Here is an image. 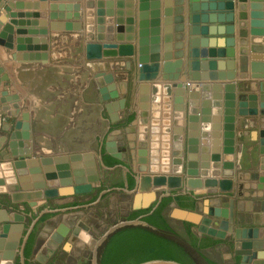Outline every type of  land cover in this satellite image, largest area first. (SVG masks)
Wrapping results in <instances>:
<instances>
[{
    "label": "crops",
    "instance_id": "crops-1",
    "mask_svg": "<svg viewBox=\"0 0 264 264\" xmlns=\"http://www.w3.org/2000/svg\"><path fill=\"white\" fill-rule=\"evenodd\" d=\"M252 1L264 3L234 0L233 21L222 26L231 35L216 40L226 46L229 39L230 47L217 48L221 57L216 58V66L200 70L201 81L188 77L189 0H46L45 25L15 27L14 45L19 38L25 43L32 37L33 43L40 44L45 37L48 48L33 51L46 53L42 59H30L27 51L13 59L15 48L0 46V264L13 262L26 222L47 220L39 232L44 243L35 254L41 261L56 249L52 240L69 229L76 239H91L84 228L91 223L80 217L82 203L76 202L86 196L41 199L31 206L13 201L12 193L86 182L96 188L101 173L118 168L134 178L145 173L231 177V193L212 194L206 188L164 193L176 196V207L181 209L203 216L211 210L210 215L221 219V227L230 229L225 239L193 232L199 242L207 238L200 252L218 264H236L235 251L240 248L235 243L248 239L240 235L242 229L258 227V238L264 240V162L259 167L264 116L258 107L248 114L247 106L238 105L241 97L252 92L240 87L249 80L252 56L264 58V20H254L252 25ZM16 2L24 6L20 11H43L31 7L40 0H3L10 11H19ZM129 13L135 44L140 21L145 22L147 34L142 35L150 46V28L155 26L151 20H158L160 62L165 71L154 82L139 80L130 58L86 57V44L106 41L108 32L117 35L115 27H125ZM2 16L3 26L17 21L4 9ZM0 37L7 42L8 33L0 29ZM67 42L70 48L80 46L82 55L57 54ZM110 84L114 89L108 94L114 96L102 99L98 89ZM92 94L95 103L88 101ZM103 145H107L105 150ZM110 146L120 153L114 157L119 160L114 166L101 160L102 152L113 157L106 150ZM210 153L216 154L211 156V172L201 162ZM155 159L158 162L152 163ZM114 189L131 197L135 193L121 183ZM164 212L172 229L173 224L187 223L195 230V225L173 215L170 204ZM258 257L264 261V249Z\"/></svg>",
    "mask_w": 264,
    "mask_h": 264
},
{
    "label": "water",
    "instance_id": "water-1",
    "mask_svg": "<svg viewBox=\"0 0 264 264\" xmlns=\"http://www.w3.org/2000/svg\"><path fill=\"white\" fill-rule=\"evenodd\" d=\"M46 0H40L38 6L31 5L34 9H43V11H20L24 6L22 3L16 2L14 7L19 11H10L11 6H4L3 0H0V10L4 9L8 12L10 18H17V21H11L4 26L0 23V29L8 33L7 42L3 37H0V46H5L7 48H15V53L12 54L13 59H18L21 57V52H28L30 59L32 58H45L43 52H33V51H45L48 48L46 43V38L41 37L40 44L33 43L32 37H27L26 42L17 40L16 44L13 43V32L16 28L25 27H35L36 25H45V18L48 16L45 11ZM56 1V0H51ZM73 1V0H67ZM131 6V5H129ZM188 11L190 14L191 26L188 30V77L191 81H201L204 78L201 75V71L205 66H216V58L221 57V51L217 50L218 47H230L229 39H227L226 46L218 45L217 37L224 35L226 33L231 35L230 29L227 27L226 32L225 23H230L233 21L234 0H189ZM250 18L253 19L252 25L256 24L254 20H264V3L251 2L250 4ZM196 12H199L196 14ZM229 15H226V14ZM131 16V13L128 14ZM43 18V19H40ZM0 21H3V16L0 17ZM144 21H140L138 31L139 39L135 44L134 39V21L132 16L128 18V23L126 20V26L123 25L115 27L116 34L108 32L106 36V41L101 43L88 42L86 44V57L89 59H101L102 57H119V58H130L133 60L137 77L139 80L152 81L157 78L165 69L160 62V42L158 37L159 23L157 18L151 20V25L154 27L150 28L151 40L150 46L147 44L146 37L147 31H144L143 24ZM221 23V26H212L213 24ZM123 26V27H122ZM143 34V35H142ZM162 66V67H161ZM3 69L0 67V73ZM109 76V75H108ZM157 84V83H155ZM240 87L242 89L251 90V93H247L245 97H241L238 102L239 108H244L247 106L248 111L246 113L252 114L255 109L259 108V113L264 116V58H255L254 55L249 63V80H245ZM156 85L153 84V87ZM227 87V86H226ZM114 89V85L110 84L99 88L103 99H109V91ZM243 89V90H244ZM242 112V111H239ZM242 113H245L242 112ZM241 113V114H242ZM26 135V134H25ZM264 137V131H262ZM260 154L263 155L260 158L259 167L262 166L264 162V138L261 139ZM107 151L113 157L119 158L120 153L115 147L107 148ZM153 163H157V159L151 160ZM151 170V168H150ZM190 174L195 173L193 169H189ZM92 184L90 182L86 183H76V184H66L61 186L46 187L44 189H39L33 192L22 191L18 193H12L11 198L13 201H26L29 205H35L36 200H49L57 197H64L69 195H81L88 194L92 191ZM187 188L188 190L195 191V189L206 188L207 193L212 194H226L231 193L233 190V179L231 177H194L188 176L183 177L181 175L172 174H140L135 177V185L131 191H134L132 198V208L140 209L147 208L150 204L159 200L161 196L169 195L170 193H162V195L157 196V190H180ZM35 200V201H34ZM156 201V202H157ZM173 207V215L182 221H186L195 225V232L203 235H207L213 238L225 239L227 237V231L230 229L221 227V219L213 217L210 215L213 213L209 210L207 216H203L195 211L181 209L176 207L175 202H170ZM262 222L264 224V214L262 216ZM232 221V220H231ZM131 224L132 222H126ZM121 223L120 225L126 224ZM116 225L109 228L103 236L98 240L103 241L106 237L118 228ZM148 226V225H147ZM228 226V225H227ZM152 230H156L153 226H148ZM30 228V227H29ZM30 231V229H28ZM27 231V232H28ZM236 231V237H239L238 229ZM242 237L248 238L241 243H235L240 250H236V255H241L239 264H263L264 261L258 257V251L264 249V240L258 238V227H250L241 230ZM26 238V235L23 239ZM24 241V240H23ZM21 244V248H22ZM21 253V249L19 250ZM21 264H24L23 258L21 259ZM136 264H182L174 260L167 259H152L139 262Z\"/></svg>",
    "mask_w": 264,
    "mask_h": 264
},
{
    "label": "flooded vegetation",
    "instance_id": "flooded-vegetation-1",
    "mask_svg": "<svg viewBox=\"0 0 264 264\" xmlns=\"http://www.w3.org/2000/svg\"><path fill=\"white\" fill-rule=\"evenodd\" d=\"M113 159H116L114 157H111ZM105 159H110L109 157H106V155L104 154V152L101 153V160L102 162L104 163V160ZM118 160V159H117ZM119 161V160H118ZM118 164V163H117ZM117 164H114V165H117ZM112 165V166H114ZM125 178H124V181H122V185H123V188L127 189V190H131L128 188V183H129V177H132L133 180H134V183H135V178L130 174V173H125ZM99 181L101 182H104V179L103 177L99 178ZM135 185V184H134ZM114 186H118V185H112V186H100L99 187H93L92 188V191L88 194H82V196H86L88 197V195H91L93 196L94 198L89 200V201H86V202H81L79 199H77L76 202H80L82 203V209H87L88 207L92 208L94 206H97L98 208H102L103 207V199L111 192V189L114 188ZM133 189V188H132ZM75 195V194H74ZM66 197V196H64ZM59 198V197H57ZM165 198H170L171 200L165 204L164 206H162V202ZM50 201L52 199H49ZM172 201H177L176 200V196L174 195H165V196H161L159 198V200L152 206L150 207V211L149 213H151L153 210L157 209L158 207L162 206V216L164 217V219L166 220V217H165V209L168 207V205L170 204V202ZM64 203H69V201L67 202H64ZM110 203H112V205L108 208V212H107V225H104L103 226V222L102 224L101 223H96V227H101V228H105V230L102 232V234L100 236H97L95 235V230L92 228V225L91 226H88L87 228V232L88 234L90 235L91 239L95 238V242L92 246V248L90 249V257L88 258V254H87V251L86 250V247L87 246H84V248H79L77 252L73 251L71 253H69V255H71V257L73 258V260H75V264H102V262L104 264H111V262L114 261V259H117L119 262L118 264H129L130 262L134 261L135 260V249L132 248L131 245H125L123 247L124 250L122 251H119L117 252V258H114V256H108L106 257L105 259L104 258V253L106 252V250H109L110 249V241L112 239V237L114 236V233L120 229H126V228H130V227H135V226H140V227H143L149 231H154L152 230L151 228H149L148 226H152L150 225L144 218L146 217V213L144 214H140V215H137L136 217H132L131 216L133 215V213H135L136 211L140 210V209H133L131 205H128L127 203H123V206H117L115 204L114 201L110 200ZM119 210L121 209V217L116 219L115 217H113V215L116 213V210ZM146 209V208H145ZM148 213V214H149ZM44 215V214H43ZM104 217V218H106ZM44 221L43 219L39 220L38 222L36 223H32V221H30L28 223V227L26 228L25 232L23 233V236L21 239H19V242H18V252L16 253L17 255L15 256L13 262L11 264H21V259L23 258V261H24V264H55L54 261H55V258L56 257H60L61 256V253L60 251H58L57 249H55L54 251H52V253L45 259L42 261L39 260L38 258H34V262L32 263V258L35 256V254L37 253L36 251H33L34 249L36 250V247L38 249V245L37 241H36V234H37V229H38V225L40 222ZM126 222H132L131 224L129 223H126ZM167 222V220H166ZM121 223H126V224H123V225H120ZM116 225H120L118 226L117 229H115L112 233H110L106 239H104L103 241H100V243L98 242V240L103 236V234L111 227L113 226H116ZM148 225V226H147ZM190 225V224H187V223H184L182 224V228L183 230L185 231L186 233V227ZM30 227V228H29ZM155 228V227H154ZM28 229H30V231H28ZM156 230L154 232L156 233H159L161 235H163L162 232H160L157 228H155ZM189 229L190 231L192 232L191 230V227L189 226ZM28 231V232H27ZM173 231L176 233V230L173 229ZM193 234V232H192ZM26 235V238H24V236ZM194 235V234H193ZM203 235V234H201ZM177 236V235H176ZM203 237H208V236H203ZM213 238V237H212ZM187 235H186V240H187ZM24 240V241H23ZM178 241H180L178 238H177ZM29 243H31V250H30V254L25 257V250L26 248H28V245ZM181 244H183V246L186 248V250L195 258V260L197 262H200V263H203V264H206L203 259H201L198 254L196 253V251L189 245V243L185 242V241H180ZM198 243L199 244H202V245H205L208 243L207 241V238H204L202 239L200 242L198 240ZM22 245V248L20 247ZM122 244V242H121ZM218 244H221V243H218ZM117 245H118V242H117ZM217 245V243L215 244ZM120 247V246H119ZM138 248V249H137ZM137 253H141L143 251V248L141 247H137ZM21 249V253H20V250ZM134 249V250H133ZM119 255H122L123 258H121ZM235 256V255H234ZM239 258L238 259H235V263L236 264H239L240 262V259H241V255H238ZM62 257V256H61ZM237 257V255L235 256V258ZM209 259V258H208ZM236 260H238V262H236Z\"/></svg>",
    "mask_w": 264,
    "mask_h": 264
},
{
    "label": "trees",
    "instance_id": "trees-1",
    "mask_svg": "<svg viewBox=\"0 0 264 264\" xmlns=\"http://www.w3.org/2000/svg\"><path fill=\"white\" fill-rule=\"evenodd\" d=\"M117 163H119V161L113 158L104 160V164L107 166H112ZM134 184L135 183L133 178L129 177L128 188L132 189L134 187ZM170 200V198H165L162 202V206L167 204ZM162 206L153 210L151 213H149V211L151 210L150 208L140 209L133 213L131 218L146 213L147 215L144 219L150 225L162 232L163 235L154 231H149L140 226L120 229L114 233V236L110 241V249L106 250L103 259L111 255L114 256V258H117V252L124 250L123 247L125 245H131L132 248L135 249L134 252L136 255L135 260L130 262L129 264H136L152 259H167L174 260L182 264H197L195 258L186 250L183 244H181L180 241L177 240L176 233L173 231L171 226L166 222V220L162 216ZM185 230L188 238L187 240L185 239V242L189 243V245L196 251L198 256L203 259L206 264H218L205 257L200 252L201 245L198 243L197 238L190 231L189 225L186 227ZM137 247L143 248V251L141 253H137ZM30 250L31 243H29L28 248H26L25 250V257L30 254ZM119 256L123 258L122 255ZM117 261V259H114L111 264H118L119 262ZM102 264L104 263L102 262Z\"/></svg>",
    "mask_w": 264,
    "mask_h": 264
},
{
    "label": "rangeland",
    "instance_id": "rangeland-1",
    "mask_svg": "<svg viewBox=\"0 0 264 264\" xmlns=\"http://www.w3.org/2000/svg\"><path fill=\"white\" fill-rule=\"evenodd\" d=\"M70 42H67L65 45H63L62 49H58L59 52L57 54L59 55H70L71 57H75V56H80L82 55V50L80 48V46H72L70 48V45H68ZM73 60V59H71ZM70 60V61H71ZM134 63V62H133ZM58 70V69H57ZM98 93L101 95L100 90L98 89ZM102 97V96H101ZM103 99V97H102ZM99 100V99H98ZM89 103H95V96L92 94V96H90V98L88 99ZM74 129V128H73ZM89 146H93V145H89ZM105 146L107 145H103V149L105 150ZM109 146V144H108ZM111 147V146H110ZM108 147V149L110 148ZM107 150V149H106ZM128 162V161H127ZM102 174V177L104 179V182H100L101 186L105 187V186H112V185H118L120 183H122V181H124L125 178V172L123 169H114L112 171H104ZM157 196H160V193H164L165 190H157ZM93 196H88V197H82V198H78L81 202H86L89 201L91 199H93ZM132 198L129 194L127 193H123L121 191H116V189H111V192L103 199V207L102 208H98L97 206H94L92 208L88 207L87 209H81L80 212H82L80 214V217L87 220V223L90 222L92 225V228L95 230V235L100 236L102 234V232L105 230V228H101L96 227V223H101L103 222V226L107 225L109 223H107V212H108V208L112 205V203H110V200L114 201L115 204L117 206H123V203H127L128 205L132 206ZM157 200L153 201L152 203H156ZM151 203V204H152ZM168 208V207H167ZM116 210V209H115ZM168 210V209H167ZM106 217V218H104ZM113 217H115L116 219L121 217V209L116 210V213L113 215ZM181 220V219H180ZM47 223L46 221H42L39 225H38V229H37V234H36V241L38 242L36 246L39 247L44 243V239H42L43 237L41 236V231L43 228V225ZM28 225V222L25 223L24 225V232L26 230V227ZM84 225V224H83ZM90 225V226H91ZM85 226V225H84ZM87 226V225H86ZM191 227V225H189ZM174 229L176 230V238H178L180 241H185L186 239V233L183 230L181 225H176L173 224ZM85 229L88 228L84 227ZM87 230V229H86ZM192 230V229H191ZM23 232V233H24ZM40 232V233H39ZM192 232L196 233L195 230H192ZM56 234V232H55ZM52 240V239H50ZM55 245H56V249L58 251H60L61 256L56 257L54 263L55 264H75V260H73V258L71 257V255H69V253L75 251L77 252L79 248H84L83 245L87 246L86 250L87 254H88V258L90 257V249L92 248L94 242H95V238L93 239H89V240H81V239H76L75 234L73 232V229H69L66 234H63L60 236V238H54V240H52ZM222 246V245H220ZM37 247L36 250L34 249L33 251H38ZM227 253V252H225ZM37 254V253H36ZM34 258H36L35 256L32 258V263L34 262ZM239 257H237L236 259H238ZM75 262V263H74ZM238 262V260H237ZM197 264H203L200 262H197Z\"/></svg>",
    "mask_w": 264,
    "mask_h": 264
},
{
    "label": "bare ground",
    "instance_id": "bare-ground-1",
    "mask_svg": "<svg viewBox=\"0 0 264 264\" xmlns=\"http://www.w3.org/2000/svg\"><path fill=\"white\" fill-rule=\"evenodd\" d=\"M127 23H128V18H127ZM213 155H216V154H212V153H210L209 155L205 154L204 158H202L201 162H202V165L204 167V170L211 172L210 164H211V156H213ZM191 162L194 163L193 160ZM198 177H200V176H198ZM202 178H205V177H202Z\"/></svg>",
    "mask_w": 264,
    "mask_h": 264
}]
</instances>
